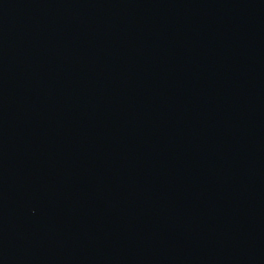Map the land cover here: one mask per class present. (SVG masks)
<instances>
[{"label":"water","instance_id":"obj_1","mask_svg":"<svg viewBox=\"0 0 264 264\" xmlns=\"http://www.w3.org/2000/svg\"><path fill=\"white\" fill-rule=\"evenodd\" d=\"M0 264H264V0H0Z\"/></svg>","mask_w":264,"mask_h":264}]
</instances>
